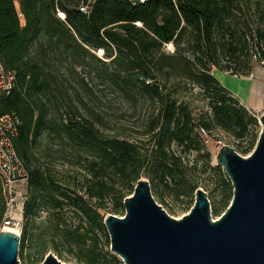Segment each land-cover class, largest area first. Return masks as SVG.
<instances>
[{"label":"trees","instance_id":"16d2710c","mask_svg":"<svg viewBox=\"0 0 264 264\" xmlns=\"http://www.w3.org/2000/svg\"><path fill=\"white\" fill-rule=\"evenodd\" d=\"M86 1L0 0V57L15 75L0 112L20 119L15 147L29 173L23 259L28 219L51 210L60 225L71 211L86 225L49 235L58 257L64 242L77 247L79 263L122 264L100 248L94 229H105L107 213L125 214L123 201L140 178L173 196H191L199 185L185 154L205 149L199 126L209 135L223 130L242 154L252 152L261 130L258 115L214 72L248 76L264 65V0H94L88 14L80 10ZM99 86L134 108L145 105L140 124L99 110ZM188 87L199 89L210 114L195 116L183 98ZM44 138L47 148L38 150ZM227 183L224 210L233 197ZM5 210L0 183L1 224Z\"/></svg>","mask_w":264,"mask_h":264},{"label":"water","instance_id":"95a60500","mask_svg":"<svg viewBox=\"0 0 264 264\" xmlns=\"http://www.w3.org/2000/svg\"><path fill=\"white\" fill-rule=\"evenodd\" d=\"M252 152L244 156L223 144L216 163L230 178L233 197L213 220L208 193L195 191L190 212L172 217L157 203L147 178L124 201L125 214L107 213L111 251L124 264H264V111ZM21 233L0 230V264H19ZM42 264H66L48 253Z\"/></svg>","mask_w":264,"mask_h":264},{"label":"rangeland","instance_id":"374dc122","mask_svg":"<svg viewBox=\"0 0 264 264\" xmlns=\"http://www.w3.org/2000/svg\"><path fill=\"white\" fill-rule=\"evenodd\" d=\"M97 54L98 56H102L100 50L97 52ZM95 96L99 110L106 112L112 119L117 120L118 122L134 124V126H136L140 124L141 117L145 114V105H143L144 107L138 106L134 108L126 100L115 96V94L110 92L109 89H105L102 86H99ZM183 98L188 102L197 118L200 116L201 112L207 111L210 114V108L207 104V100L202 98V96L199 94L198 88L188 87V89H186V91L183 93ZM260 114H258V116ZM260 128L261 126L259 123V129ZM204 142V150L200 152H188L185 154V158L188 164L193 168L192 174L194 180H196L199 185L198 188L201 187L208 193L212 217L213 220H217L225 211L224 207L222 206V198L228 186L227 181L229 180L231 184V180L226 175L222 167L221 170L216 169V153L223 144H228L234 147L236 150L239 149L237 146L238 141H235L223 130L219 128H213L210 135L204 139ZM241 142L243 146L247 145L246 140ZM46 146L47 139L44 138L41 145L38 147V150L44 149ZM52 148L55 150L56 146ZM174 149H176V147H174ZM249 154L250 152L242 155L247 156ZM54 170H56L57 173L61 172L62 174L64 167L57 166L54 168ZM23 192L24 190H21V193ZM151 193L157 203L162 205L167 213L175 218H181L185 214L189 213L195 202V193H193L191 196L181 195L180 197H176L163 190V188L160 186H151ZM189 202H192L190 209L187 207ZM17 205L19 208L22 205V201L20 199ZM215 207L218 209V212L214 211ZM20 212V209H18L19 219L22 218V214ZM64 214V216H66V221L60 225H58L56 222L58 215L56 212L51 210H41L38 216L28 219L26 222L28 236L24 248V259L19 251V264H42L48 253H53L58 257L56 251L53 248V244L48 239L49 235L56 232L57 228L74 227L77 224H85L71 211H64ZM118 215L120 216V214ZM24 221L25 219L23 222L20 220L19 224L14 227L17 229V232L21 233V227L23 226ZM1 229H3V224L0 223V230ZM94 230V234H96L97 238L99 239L98 244L100 248H102L104 252L115 254L111 251L110 237L106 226L102 231L98 230L97 228ZM59 247L63 253L62 258L58 257L61 261L66 264H84L77 261L75 253L77 250L76 246H73V249H71L66 245V243L60 242ZM71 250L74 251L72 252ZM115 255L118 256L117 254ZM28 258H30V261L27 263ZM118 258L122 261V264H124L123 260L119 256Z\"/></svg>","mask_w":264,"mask_h":264},{"label":"built area","instance_id":"2783aa9c","mask_svg":"<svg viewBox=\"0 0 264 264\" xmlns=\"http://www.w3.org/2000/svg\"><path fill=\"white\" fill-rule=\"evenodd\" d=\"M133 3H142L146 0H131ZM94 0H87L80 10L89 13ZM64 19V14H58ZM18 17L23 21L24 16L18 12ZM15 85V75L8 70L0 57V101L8 95ZM20 119L15 113L0 112V183L5 199L6 210L4 213L3 227L5 225L15 227L22 220L18 218V209L22 214V208L27 198L26 186L28 181V169L25 162L19 156L15 147V138L19 133ZM199 135L205 139L209 132L202 126L197 128ZM21 190H24L21 193ZM19 199L22 205L19 206Z\"/></svg>","mask_w":264,"mask_h":264},{"label":"crops","instance_id":"0c3cea01","mask_svg":"<svg viewBox=\"0 0 264 264\" xmlns=\"http://www.w3.org/2000/svg\"><path fill=\"white\" fill-rule=\"evenodd\" d=\"M215 76L251 112L264 111V65H256L248 76L215 70Z\"/></svg>","mask_w":264,"mask_h":264},{"label":"bare ground","instance_id":"6f19581e","mask_svg":"<svg viewBox=\"0 0 264 264\" xmlns=\"http://www.w3.org/2000/svg\"><path fill=\"white\" fill-rule=\"evenodd\" d=\"M170 46H172V45L170 44ZM100 53H102V51H100ZM3 229H4V230H13V231H17L16 228L11 227V226H8V225L4 226Z\"/></svg>","mask_w":264,"mask_h":264}]
</instances>
